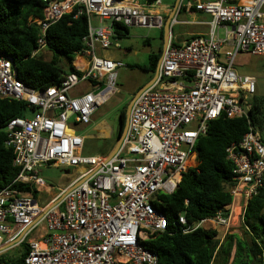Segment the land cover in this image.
<instances>
[{"label":"built area","instance_id":"built-area-1","mask_svg":"<svg viewBox=\"0 0 264 264\" xmlns=\"http://www.w3.org/2000/svg\"><path fill=\"white\" fill-rule=\"evenodd\" d=\"M44 1L43 16L32 19L40 25L32 54L40 55L47 48L53 24L74 12V18L85 14L88 19L85 49L79 53L87 62L75 64V71L59 85L34 89L20 80L13 60L0 55V99L24 101L27 113L33 112L10 119L5 128L6 145L13 149V163L20 171L0 189V257L9 242L13 243L9 248L26 244L27 251L19 263L0 260V264H158V254L146 243L170 224L154 206L157 195L173 193L180 176L194 168L197 141L212 120L222 115L248 117L245 99L257 93V82L240 74L234 61L240 52L264 56V0L195 4L197 11L211 16L208 35L181 44L170 38L155 70L156 79L134 100L126 134L110 158L84 155V138L74 128L89 124L117 89L116 72L124 63L100 54L108 51L112 39H118L115 25L163 29L165 18L158 12L161 0L145 4L139 0ZM224 45L230 49L225 61H220ZM83 82H93V90L73 95ZM226 152L234 165L232 202L194 224L181 214L179 223L185 233L199 227L228 229L264 186L260 134L250 127ZM61 166L81 170L54 206L65 189L45 205L33 192L13 187L15 182L29 184L40 192L48 187L41 169Z\"/></svg>","mask_w":264,"mask_h":264},{"label":"trees","instance_id":"trees-1","mask_svg":"<svg viewBox=\"0 0 264 264\" xmlns=\"http://www.w3.org/2000/svg\"><path fill=\"white\" fill-rule=\"evenodd\" d=\"M142 1L153 3L156 0ZM45 4L44 0H0V55L10 57L20 80L34 89L57 86L67 74L75 71L72 62L85 49L83 37L88 32L85 14L77 18L74 12L65 14L48 30L47 48L52 58L45 60L41 55H33L40 25L32 19L43 16ZM115 27L118 38L129 32V27L123 24ZM160 56L161 52L151 56L153 72ZM62 57L68 59L64 65ZM245 100L248 117L231 119L222 115L212 120L206 134L197 141L194 168L180 176L178 188L173 193L157 195L154 206L165 213L170 224L166 232L146 243L158 254V264H264V186L244 210L243 235L231 233L220 240L217 230L199 227L185 233L179 223L183 213L188 223L194 224L213 217L220 208L232 202L230 188L234 185V165L227 157V147L240 141L250 127L264 141V96L255 93ZM126 108L120 113L121 124ZM27 111L24 101L0 99V189L11 184L20 171L13 163V149L6 145V125L14 117L25 116ZM13 187L33 192L35 196L39 194V190L29 184L15 182ZM22 246L27 251L26 244ZM22 258L2 255L0 260L19 263Z\"/></svg>","mask_w":264,"mask_h":264},{"label":"rangeland","instance_id":"rangeland-1","mask_svg":"<svg viewBox=\"0 0 264 264\" xmlns=\"http://www.w3.org/2000/svg\"><path fill=\"white\" fill-rule=\"evenodd\" d=\"M175 0H162L164 5H171ZM184 18L182 15L178 16L179 23H175L172 26L174 35L181 34V38H184V32L189 29L190 25L181 24L180 20ZM92 22L95 26L99 23L97 18L93 17ZM224 31L221 30V35ZM178 39V40H180ZM116 43L119 46H116ZM178 44V43H177ZM163 50V32L158 28H143L139 26H132L129 28V32L126 36L119 37L118 39H112V45L109 47L108 51L100 54H106L111 58L116 60H121L124 63L123 67L117 69L115 86L116 91L111 96L109 101L100 107L95 115H97V122H104L113 129V137L110 138H89L85 140L84 153L91 154L96 151L104 152L110 146L114 147L116 144L117 131L120 126V113L123 108H126L131 102L137 89L143 84L150 81L154 72L151 68V56L160 55ZM45 60H50L52 58L51 51L45 49L40 54ZM77 56L74 57L76 59ZM68 59L62 57V64H66ZM234 66L241 74H247L255 77L257 82V94L259 96H264V56L250 55L249 53L240 52L237 54ZM137 66H141L137 67ZM146 68V69H144ZM91 85L94 83L92 82ZM92 88V89H93ZM27 115L32 116L33 112H28ZM73 121V119H71ZM80 124L75 125V127ZM85 133L90 132L96 135L95 131H92L90 126H87ZM83 131V130H82ZM78 130L77 133H82ZM83 134V133H82ZM79 173L77 167H43L41 169V176L44 178L47 186L52 187L55 194L59 193L60 190L67 184L70 178H73ZM38 198L43 202L48 196L46 194V188L42 190L37 195ZM45 205L49 203L44 201ZM231 233H237L238 235H243V217L240 220L233 219L229 228H220L218 231L217 238L223 240L226 235ZM23 246L19 245L16 247H11L4 251V255L10 258L19 256L22 252Z\"/></svg>","mask_w":264,"mask_h":264},{"label":"crops","instance_id":"crops-1","mask_svg":"<svg viewBox=\"0 0 264 264\" xmlns=\"http://www.w3.org/2000/svg\"><path fill=\"white\" fill-rule=\"evenodd\" d=\"M139 1L141 3H143V4L146 3L145 1H142V0H139ZM201 1H205V0H181L180 1L179 6H178V9H177L175 15L173 16L172 23H174L173 21H174L175 18H176V21H177L176 23H179V20L177 18H178V16H181L182 15L184 18H182L180 20V23L181 24H187V25H190V26H189V29L186 30L184 32V34H182V35H184V38H181L180 39L179 37H181V34L174 35V32L172 30V26L175 23L173 25L171 23V36H170V38H172V40H174L176 43L181 44V43L189 40L193 36H206V35H208V33H209V22L211 20V16L208 15V14H205L203 12L197 11L196 9L193 10V7H195V4L196 3H199ZM177 2H178V0H175L173 2V4H171V5H164L162 3V0H161V6L158 7V12L164 15L165 22L172 15L173 10H174V7H175V5H176ZM219 30H220V32H219L220 36L223 37L224 33H223V35H221V30L224 31V28H220ZM161 32H163V39H164V27H163V29H161ZM178 39H180V40H178ZM229 49H230V47L228 45H224L222 47V49H221V51L219 53V60L220 61H225V56H226V53H227V51ZM163 51H164V49L161 51V56H160L159 60L162 57ZM104 55H106V54H104ZM76 56H77L76 59H74L73 62H72L73 65L80 64V63L86 65L87 59L85 57H82L79 53ZM106 56H108V55H106ZM108 57H110V56H108ZM112 59H114V58H112ZM159 60H158V63H159ZM154 75H155V72H154ZM147 83H145L142 86H140L137 89L136 93L144 85H146ZM92 88H93V85H91L90 82H83V83L79 84L73 90V93L72 94L73 95H79L81 93L89 92V91L93 90ZM136 93L134 95H136ZM96 119H97V115L94 114L93 117H92V120H91V122L89 124H80L78 127L76 126L74 128V130H75L76 133H77L78 130H80V131L83 130L82 131L83 134L82 133H77V134L78 135H81L84 138V146H85V140L86 139H89V138H110L111 139L113 137V129L109 125L105 124L104 122H97V123H95ZM87 126H90L92 128V131H95L96 132V135H93L92 133L90 134V132L85 133L84 132L85 131L84 128H86ZM117 139H118V135H117L116 141H117ZM113 148L114 147H111L110 146L104 152H101V150L100 151L98 150V151H96L94 153H91V154H85L84 153V147H83L82 153L84 155H101V156L108 157V155L110 154V152L112 151ZM80 170L81 169H78L79 172H80ZM78 175H79V173L76 176H74L73 178H70L68 180L67 184L63 187V189L60 190L59 193H57V194H55L53 192L52 187H50V186L46 187V194L48 196L45 198V200L46 201H48V200L51 201L54 198H56L64 189H67L77 179ZM25 252H26V250L23 247V250L19 254V256L22 257ZM19 256H17V257H19Z\"/></svg>","mask_w":264,"mask_h":264},{"label":"water","instance_id":"water-1","mask_svg":"<svg viewBox=\"0 0 264 264\" xmlns=\"http://www.w3.org/2000/svg\"><path fill=\"white\" fill-rule=\"evenodd\" d=\"M181 0H178V2L176 3L175 7H174V10H173V13L172 15L167 19V21L165 22V25H164V40H165V44H164V47L163 49L165 50L169 40H170V36H171V23H172V19H173V16L175 15L177 9H178V6H179V3H180ZM161 60V59H160ZM159 60V62H160ZM159 64V63H158ZM156 74L154 75L153 79L150 80L146 85H144L137 93L136 95L134 96V98L131 100V102L128 104L127 108H126V118H127V122H126V125L124 128L121 127V122H120V130L118 132V139L116 141V144L114 146V148L112 149V151L110 152V154L108 155V158L112 157L116 152L117 150L119 149L121 143H122V140L126 134V131H127V127H128V119H129V114H130V110H131V107H132V104L134 102V100L139 96V94L144 91L145 89H147L156 79ZM97 92V91H95ZM87 179V176L84 177L83 179H81L78 183H80L81 181H84ZM77 183V184H78ZM71 188V187H70ZM70 188H67L65 189V191L60 195V198L57 199L55 202L52 203L51 206H54L58 203V201L64 196V194L70 189ZM13 243H9V244H6L4 246L3 249H8Z\"/></svg>","mask_w":264,"mask_h":264},{"label":"flooded vegetation","instance_id":"flooded-vegetation-1","mask_svg":"<svg viewBox=\"0 0 264 264\" xmlns=\"http://www.w3.org/2000/svg\"><path fill=\"white\" fill-rule=\"evenodd\" d=\"M164 44H165V40L163 39V47H164ZM126 122H127V118L125 117V120L123 121V124H121V127L122 128H124L125 127V125H126ZM119 128H120V126H119ZM119 130L120 129H118V131L117 132H119ZM118 134V133H117Z\"/></svg>","mask_w":264,"mask_h":264}]
</instances>
